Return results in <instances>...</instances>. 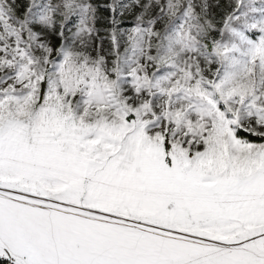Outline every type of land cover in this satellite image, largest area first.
Masks as SVG:
<instances>
[{
  "label": "snow or ice",
  "instance_id": "6c2138e0",
  "mask_svg": "<svg viewBox=\"0 0 264 264\" xmlns=\"http://www.w3.org/2000/svg\"><path fill=\"white\" fill-rule=\"evenodd\" d=\"M0 264H264V0H0Z\"/></svg>",
  "mask_w": 264,
  "mask_h": 264
}]
</instances>
